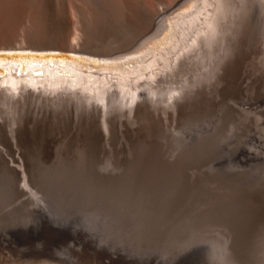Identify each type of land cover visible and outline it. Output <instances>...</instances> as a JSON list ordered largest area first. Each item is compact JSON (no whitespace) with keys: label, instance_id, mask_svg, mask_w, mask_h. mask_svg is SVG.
I'll return each mask as SVG.
<instances>
[{"label":"rangeland","instance_id":"1","mask_svg":"<svg viewBox=\"0 0 264 264\" xmlns=\"http://www.w3.org/2000/svg\"><path fill=\"white\" fill-rule=\"evenodd\" d=\"M194 4L0 0V61L22 70L32 60L76 61L89 71L126 63L163 45L177 16ZM75 43L76 52L61 47ZM139 86L138 96L119 92L106 102L78 90L31 87L13 96L0 88L3 251L47 263L96 255L100 264H240L230 250L257 249L264 237V143L245 147L259 127L251 116L230 119L236 105L264 96V0H225L213 34ZM211 118L222 121L221 130L207 129ZM213 135L220 139L181 153L183 144ZM255 154L263 159L248 157ZM196 194L204 205L200 195L192 200Z\"/></svg>","mask_w":264,"mask_h":264},{"label":"bare ground","instance_id":"2","mask_svg":"<svg viewBox=\"0 0 264 264\" xmlns=\"http://www.w3.org/2000/svg\"><path fill=\"white\" fill-rule=\"evenodd\" d=\"M224 2H225V0H195V4L192 6L191 9H189V10H187V11H185L182 14H180V15L177 16L176 23L173 25L172 29L170 30L169 35L166 34V35H168V37L165 36V37H167V39H166V41L164 40L165 42L163 43V45H161V43H160V46L158 48L155 45H153L150 48V52L146 53L145 56H143V57H137V58L128 60L126 62L128 64V66L125 65L126 63H114V64H110V65L100 64L99 66H95V68H96L95 71L94 70L93 71L92 70L89 71L87 69L82 68V66H81L80 63L78 65V62H76V61H67L64 64H62V61L61 60H55V61H49L48 60L47 62L42 61V60H32V61H26L25 63L27 64V68L22 70L21 69V67H22V64L21 63H18L17 62V64H16L15 61H9V62H6V63L5 62L2 63L0 61L2 63V65L4 66V68L6 69V73L3 74L0 77V88L3 87L5 89V91L10 92L11 94H13V96L14 95H17V94H20L26 88H31V87L32 88H35V90H36V88H40V89H45V91H50V92H53V93L60 92V91H62L64 89L65 90H70V91H73V92L77 93L76 90H78V91H80L81 94H85L86 97L88 96L91 99L93 98V99H100V100H104L105 99V102H106V98L110 94H119V92H120L121 95H123V94H127L128 91H132V94H135L136 96H138L137 95V92H138V90H140L139 87H141V86H139V84L142 81L152 80V79L156 78V76H157V74L159 72H165V71L171 69L172 67H174L175 65H177V63L181 60V58L183 57V55L185 53H187V51L189 49H191L193 46L196 47V45L199 43V40L203 36L204 37H207V35H211V34H213L217 30L219 18H220L221 14H222V11H223ZM163 16L160 17V18L162 19ZM68 32H69V30H68ZM156 44H158V42ZM61 47L62 48H65V49H70V51L76 52V49L78 47V44L77 43H75L73 45H69L68 44L66 46L65 45H61ZM116 58H117V56H116ZM113 60L115 61L116 59H112L111 61H113ZM17 67L19 69H17ZM15 70L16 71L17 70L22 71L21 72L22 74H17V72H15ZM35 72H37V73H35ZM161 74H159V75H161ZM113 86H116L119 90L113 89L114 88ZM29 90H31V89H29ZM110 96H112V95H110ZM256 100H260L261 102L259 101V104H258V103L255 102ZM245 104H249V105H246L247 107L246 106L244 107ZM234 108H235V109H233L234 110V112H233L234 113V118L232 117V119H230V120H232L231 123H233L239 115L240 116L247 115L249 117L251 116L250 118L256 122L254 124L251 123V125L252 124L253 125H259V127H257L258 130L256 129V133H253V134L251 133L252 135L247 139V142H246L245 147L250 146V144L256 143V141H255L256 139L259 140L260 142L264 143V96H261L260 98H255L253 101L250 100L248 102H243V107L236 105ZM211 119H213L212 120L213 122L211 124H207L208 122L207 123H205V122L203 123L207 127V129L214 128V129H217L218 131L221 130V129H218V128L221 127L220 124H221L222 121L219 120L218 118H211ZM245 119L243 121H246L248 118L246 120ZM258 120L260 122H257ZM238 122H240V121H238ZM209 123H210V120H209ZM179 125H181V123ZM244 125L245 124H243V126ZM247 125H248V123H247ZM247 125L244 126V127H249ZM249 125H250V123H249ZM251 125H250V127H251ZM228 127H229V125H225L222 130H227ZM240 129H241V131L243 130L242 128H240ZM153 131H154V128H153ZM247 131H246V133H247ZM237 133H240V132H237ZM234 135L237 136V134H234ZM247 135L249 136L250 134L247 133ZM213 137H214V135H213ZM215 137H216V135H215ZM215 137L212 138V139L209 138V139L199 140L198 142L194 143L193 145H190L189 143H185L181 147L182 148L181 153H189V152H191L195 148H201V147H203V145L211 142L212 140H219L220 139L218 137H216V138ZM241 137L242 136H240V138ZM166 139L167 138H165V140ZM102 140H104V139L102 138ZM153 140H154V138H153ZM155 140H154V142H157ZM225 141L226 140L223 139L222 141H219V144H225ZM90 142H92V141H90ZM187 142H188V140H187ZM259 145L260 144H258L257 146H259ZM119 147H120V145H119ZM263 147H264V145H263ZM17 148H18V146H17ZM49 149H50V147H49ZM66 149H67V146H66ZM69 149H71V148H68V150ZM259 151L262 152L263 157H264V150H263V148L262 149H259ZM14 156H15V154H14ZM96 156H101V155H96ZM248 157L249 158H253L254 160H256V159H263V158H256V154L255 155H249ZM62 162H64V161H62ZM55 163H56V161H55ZM84 163H85V161H84ZM215 166H216L217 169H221L222 168V165L219 162H215ZM53 168H54V166H53ZM24 169H26V168H24ZM179 169L180 168H178V170ZM75 173H77V171ZM23 176H24V173H23ZM9 178H11V177H9ZM24 178H25V176H24ZM55 179H57V178H55ZM113 181H115V180H113ZM121 184H123V183H121ZM121 194H122V192H121ZM113 195H115V194H113ZM197 195H200V194L194 195L192 197V200L193 199L195 200V198L197 199ZM200 196L203 197L204 200L206 199L204 196H202V195H200ZM200 196H199V199L196 200V201H200L201 200L200 199L201 198ZM191 201H190V203H191ZM201 202H202V200H201ZM205 203H206V200H205V202L203 204H201V203H199V204H201L200 206H202ZM117 204H119V203H117ZM17 206H18V204H17ZM193 208L194 209H197L198 207L193 205ZM115 210H116V208H115ZM258 221H259V224H261V225L264 226V218H263V220L262 219H259ZM44 232H45V230H44ZM51 233H52V231H51ZM260 233L261 234H264V230L261 231ZM28 239H29V237H28ZM38 243H39V241H38ZM177 244H179V243H177ZM10 248H11V246H10ZM257 249L260 252L258 254H257ZM257 249L254 248V249H252V250L249 251L245 247H241V248L240 247H234L232 250H230V254H231L230 256L233 259V260L232 259L231 260L233 262H236V261H239L240 260L239 261L240 264L241 263H243V264H264V237H260L259 238V240L257 242ZM9 251H10L9 253H6L5 251H3L0 248V255L3 256V257H0V264H3L4 262L6 264H73L76 261V259L79 257V256H77V257L75 256L73 258V259H75V261H73V263H70V262L64 263L63 260H62V262L61 261H56L54 263H47V262H44V261H34V260H31V261H23L24 259L19 258L18 257L19 255H17L15 252H13V250L9 249ZM10 253H14V254L10 255ZM33 253H36L37 254V252H34V251H33ZM33 253H32V255H33ZM97 253H98V250H97ZM6 254L7 255H10L11 257H4V256H7ZM106 254H107V252H106ZM77 255H79V253ZM87 255H86V257H87ZM100 255H102V254H100ZM89 256H93V255H91V253H90ZM95 256L96 255L93 256L94 258L91 257V259L93 261H89L90 260V257H89V259L87 258L85 260L84 259L83 260L80 259L81 261L77 262L76 264H80V263L81 264H100V261H99V258H98L99 256H96L97 258H95ZM33 257H34V255H33ZM234 260H236V261H234ZM214 264H218V263H215L214 262Z\"/></svg>","mask_w":264,"mask_h":264}]
</instances>
